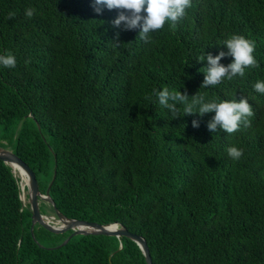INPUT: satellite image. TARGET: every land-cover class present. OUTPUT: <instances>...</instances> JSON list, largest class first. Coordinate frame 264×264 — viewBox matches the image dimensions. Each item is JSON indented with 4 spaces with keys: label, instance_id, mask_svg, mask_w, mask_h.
Wrapping results in <instances>:
<instances>
[{
    "label": "trees",
    "instance_id": "obj_1",
    "mask_svg": "<svg viewBox=\"0 0 264 264\" xmlns=\"http://www.w3.org/2000/svg\"><path fill=\"white\" fill-rule=\"evenodd\" d=\"M93 3L0 0V55L17 61L0 65V148L34 170L67 218L143 236L153 264H264V94L254 90L264 81V0H192L174 30L166 22L149 42ZM232 35L255 41L259 67L201 88L207 61L198 58L227 53ZM165 87L189 102L247 99L250 126L211 133L215 113L185 115L183 104L173 119L153 95ZM21 184L0 160V264H147L126 237L61 246L69 234L32 231ZM40 209L56 216L52 203Z\"/></svg>",
    "mask_w": 264,
    "mask_h": 264
},
{
    "label": "clouds",
    "instance_id": "obj_2",
    "mask_svg": "<svg viewBox=\"0 0 264 264\" xmlns=\"http://www.w3.org/2000/svg\"><path fill=\"white\" fill-rule=\"evenodd\" d=\"M105 7L108 10H118L117 18L112 21L113 27L120 28L123 24L124 31L140 29V39L149 42L151 33L162 29L166 22H171L169 28L174 30L177 22L185 16L186 9L192 7V0H94L93 9L98 15L102 14ZM34 12L35 9L29 8L25 14L31 18ZM113 46L119 47L116 43H113ZM224 46L228 49L227 53L221 51L215 57L208 54L198 58L199 62L207 61L201 88L214 87L224 79L232 80L237 75L243 77L246 68L259 67L253 55L256 48L255 41L241 35H232L224 41ZM226 56L233 58V62L227 66L220 63ZM16 63V58L12 53L0 55V65L3 67L15 68ZM254 90L264 94V81H257L254 84ZM153 95L157 97L160 106L169 110L173 119L178 118L177 104L184 105L185 115L198 114L203 117L205 114L215 113L207 123V128L211 133L217 130L229 134L234 133L239 130L241 124L245 127L250 126L249 118L254 115L251 105L244 98L239 102L235 99L206 102L205 96L197 93L191 97V102H189L187 93L170 91L167 87L161 91L153 89ZM196 106H199L198 111L194 112L193 109ZM192 126L198 128L199 121L193 120ZM227 153L233 160H239L243 156V149L232 146L227 149Z\"/></svg>",
    "mask_w": 264,
    "mask_h": 264
},
{
    "label": "water",
    "instance_id": "obj_3",
    "mask_svg": "<svg viewBox=\"0 0 264 264\" xmlns=\"http://www.w3.org/2000/svg\"><path fill=\"white\" fill-rule=\"evenodd\" d=\"M0 160L10 165L14 170V165L19 166L21 169V174H25L27 177V182L25 184L27 200L30 205L32 212V231L36 225H39L46 229L47 231L57 234V235H67L70 236L64 241L61 246L67 245L70 240L76 236L84 235H95V236H113L117 238L126 237L136 242L140 249L142 250L147 264H153L152 257L150 254V249L146 239L143 236L133 234L125 228H120L118 224L111 225H100L97 223H91L76 219H69L63 215L60 210L57 208L55 202L49 196V191L47 195H44L40 190L39 181L34 170L26 164L18 155L13 151L0 148ZM21 182L22 176L20 175ZM23 184V183H22ZM21 184L22 196L21 199L25 204L26 196L23 197L24 187ZM46 201L52 203L55 209L56 216H47L41 213L40 201ZM54 221H58V225L54 224Z\"/></svg>",
    "mask_w": 264,
    "mask_h": 264
},
{
    "label": "bare ground",
    "instance_id": "obj_4",
    "mask_svg": "<svg viewBox=\"0 0 264 264\" xmlns=\"http://www.w3.org/2000/svg\"><path fill=\"white\" fill-rule=\"evenodd\" d=\"M14 170L16 171V173L17 174H19V175H21L22 176V185H23V187H24V191H23V197L25 196V194H26V187H25V184H26V182H27V177H26V175L25 174H21V169H20V167L19 166H16V165H14ZM18 176V175H17Z\"/></svg>",
    "mask_w": 264,
    "mask_h": 264
},
{
    "label": "rangeland",
    "instance_id": "obj_5",
    "mask_svg": "<svg viewBox=\"0 0 264 264\" xmlns=\"http://www.w3.org/2000/svg\"><path fill=\"white\" fill-rule=\"evenodd\" d=\"M17 174V173H16ZM19 177H20V175L19 174H17ZM27 191V190H26ZM25 196H26V201H25V204L27 205L28 204V198H27V193L25 194ZM54 224H57L58 225V221H54Z\"/></svg>",
    "mask_w": 264,
    "mask_h": 264
}]
</instances>
